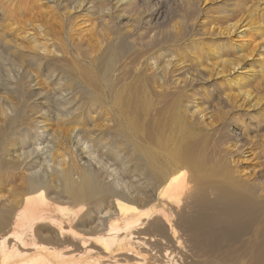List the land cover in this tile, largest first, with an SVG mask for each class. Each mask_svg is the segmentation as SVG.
<instances>
[{
	"label": "bare ground",
	"instance_id": "obj_1",
	"mask_svg": "<svg viewBox=\"0 0 264 264\" xmlns=\"http://www.w3.org/2000/svg\"><path fill=\"white\" fill-rule=\"evenodd\" d=\"M112 1L0 0V264H264V180L239 169L245 144L194 120L203 103L183 106L202 68L235 72V104L264 121V60L254 87L234 39L201 51L202 0H175L167 29L161 8ZM260 7L229 35L264 48ZM193 51L198 74L179 60Z\"/></svg>",
	"mask_w": 264,
	"mask_h": 264
},
{
	"label": "rangeland",
	"instance_id": "obj_2",
	"mask_svg": "<svg viewBox=\"0 0 264 264\" xmlns=\"http://www.w3.org/2000/svg\"><path fill=\"white\" fill-rule=\"evenodd\" d=\"M115 1L117 2V0H113V3L111 2V4H114ZM149 2L150 4L147 5ZM176 3L178 2H175V0H141L140 5L141 10L148 9L153 6L155 7V9L161 8L160 12L163 11L162 17L166 19H160L159 23H162V27L167 29L170 27V25L179 23L181 21V17L178 16L176 12L171 13V10L169 11L168 9ZM254 4H260V6L263 8L264 5L262 4H264V1L202 0L200 5L201 9L199 14L196 16V20L194 21L193 19H190L191 22H189V24L191 29L188 35H193L192 38L195 39L196 45H200L199 49L201 51L203 50V48H205L206 50H213L217 46H221L220 43L224 45L228 42L230 44L233 39L237 44H241V46L245 50L244 52L248 51V54L251 56L249 59H244L243 68H245V70H249V68L253 66L255 75L250 79V83L255 87L258 86L262 81V78L259 77L258 74L263 73L262 68L264 60V48H260L259 45L255 48L256 44H249L250 41H247V39H238L239 36L235 35L230 36L228 30L226 29L228 26L227 20L230 17H234L232 20H230L231 22H236L239 19L244 20L248 14L245 12V7H251ZM163 5L167 6V8L163 9ZM261 7L260 9H262ZM232 9L235 10L233 12H236L235 15L230 12ZM223 11L225 12L222 13ZM73 13L76 17H78V19L75 21L78 23V28H76L77 33H73L75 39H80V41L78 42L85 43V41L90 36L87 32V29L91 27L90 24L92 22L89 21V23H87V20L89 19L87 16H84L86 14L75 13V10ZM126 22L127 21H124V23ZM0 24H2L1 21ZM93 30H95L94 27ZM203 31H205V34H203ZM221 31L222 34H219ZM190 41L191 40H188L182 43V47L184 46L183 48L186 49V47L190 45ZM187 42L189 43L187 44ZM242 47L236 50L227 48L225 49L226 52H232V54H226L222 57L229 56V58L231 59H236L237 56L240 55V53L242 54ZM252 48L255 49L251 52ZM235 51L238 52L235 53ZM212 52L214 51H210V54L212 55L211 59L214 62H220L217 57L213 56ZM184 57L185 59H182ZM198 59V55L195 54V51H193L192 53L186 52V54L181 56L179 60L181 61V63H184L182 66L187 68L185 69V71L190 70V73L198 74ZM160 60L162 61V59ZM202 60H205L204 62H207L206 57L202 58ZM161 61H159L158 63H160ZM210 70V68H208L207 70H203L202 68V73L199 74V79L196 80L193 85L194 90L192 92H196L197 96L195 95L194 99H191L190 102H185L183 106L189 105L191 108L193 105L200 103V107L202 108L203 106V109H206L207 117H204V119H200L199 117L195 116L194 120H196V122H199L202 127L205 126L206 128L203 127L205 130L211 131V141L218 138L220 139V141H227L229 139H232L234 141L235 139H237L245 144V150L248 153L246 154L245 159L248 158V160H244L243 157H238L237 159H239V169L244 170L248 175H252V177H261V180H264V166L259 159V157L263 155L262 150L264 145L262 142L264 140V127L262 126H264V121H260L257 118L255 119L256 114L260 110L255 111L249 106L247 102L243 101H239L237 104H235L234 97L232 96L236 92L234 90L235 85H233L231 81L237 75V73L234 72L235 74L233 73L227 75H217L215 71L211 72ZM18 72L19 74H21L22 70ZM178 74L179 72L176 73V75ZM206 74H208L209 77H206ZM248 81L249 79H246V82ZM226 95L228 96V99H224ZM226 100H230L231 102L227 103ZM201 103H203L202 106ZM237 118H239L238 121ZM218 128H220L219 132H217ZM249 141H251V143H248ZM255 149H257L259 152L257 153L258 157L253 155V153H255Z\"/></svg>",
	"mask_w": 264,
	"mask_h": 264
}]
</instances>
